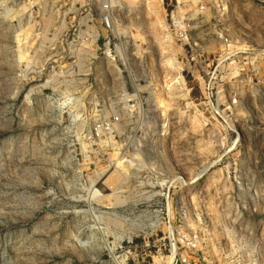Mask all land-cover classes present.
Masks as SVG:
<instances>
[{
	"label": "rangeland",
	"instance_id": "374dc122",
	"mask_svg": "<svg viewBox=\"0 0 264 264\" xmlns=\"http://www.w3.org/2000/svg\"><path fill=\"white\" fill-rule=\"evenodd\" d=\"M85 2L0 0V264H264V6Z\"/></svg>",
	"mask_w": 264,
	"mask_h": 264
},
{
	"label": "built area",
	"instance_id": "2783aa9c",
	"mask_svg": "<svg viewBox=\"0 0 264 264\" xmlns=\"http://www.w3.org/2000/svg\"><path fill=\"white\" fill-rule=\"evenodd\" d=\"M176 2V9L172 12L170 29L174 32L177 40L189 44L196 36L204 34L208 30L213 31L215 40L221 44L230 42L228 34L220 25L225 21L231 0H171ZM98 3L102 10L108 11L113 8L115 0H86V6L91 8ZM253 3L264 6V0H252ZM181 6L183 7L181 10ZM208 26V27H206ZM201 30L196 34L195 31ZM191 46V45H190ZM240 53H249L240 51ZM233 53H230L231 56ZM246 58V57H244Z\"/></svg>",
	"mask_w": 264,
	"mask_h": 264
},
{
	"label": "bare ground",
	"instance_id": "6f19581e",
	"mask_svg": "<svg viewBox=\"0 0 264 264\" xmlns=\"http://www.w3.org/2000/svg\"><path fill=\"white\" fill-rule=\"evenodd\" d=\"M149 4H150V3H149ZM148 6H150V5H148ZM151 7H152V6H151ZM151 7H150V8H151Z\"/></svg>",
	"mask_w": 264,
	"mask_h": 264
}]
</instances>
